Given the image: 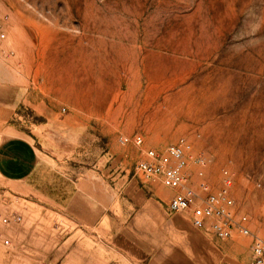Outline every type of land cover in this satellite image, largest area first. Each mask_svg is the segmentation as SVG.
Returning a JSON list of instances; mask_svg holds the SVG:
<instances>
[{
	"label": "rangeland",
	"instance_id": "1",
	"mask_svg": "<svg viewBox=\"0 0 264 264\" xmlns=\"http://www.w3.org/2000/svg\"><path fill=\"white\" fill-rule=\"evenodd\" d=\"M0 30L7 34L0 50V78L24 76L38 83L44 71H51L52 84L58 86L61 73L70 67L63 57L72 47L84 56L85 78L110 89L113 98L157 95L151 106L163 104L165 111L167 101L175 103L171 140L160 147L182 136L192 140L195 150L208 156L207 178L215 186L228 168L237 213L246 214L251 229L264 237V0H0ZM55 96L53 103L61 107ZM25 114L35 121L32 112ZM124 134L109 136L97 124L89 127L75 160L67 165L69 175L43 165L32 183L26 181L46 197L24 183L0 180V218L22 216L9 223L0 219V264L47 261L30 263L33 252L26 241L58 240L60 216L49 213L51 220L44 223L35 206L60 211L79 172L93 173L114 196L100 201L113 208V231L129 224L138 191L151 194V185L160 183L141 180L135 161L148 146L121 143ZM170 197L162 204L166 212ZM120 210L126 214L123 221ZM170 216L191 223L188 212ZM235 238L239 258L251 264L250 237L236 233ZM111 239L101 238L103 249ZM115 243L140 253L121 235ZM66 247L46 249L49 255L74 254L75 244ZM36 248L45 250L43 245Z\"/></svg>",
	"mask_w": 264,
	"mask_h": 264
},
{
	"label": "crops",
	"instance_id": "2",
	"mask_svg": "<svg viewBox=\"0 0 264 264\" xmlns=\"http://www.w3.org/2000/svg\"><path fill=\"white\" fill-rule=\"evenodd\" d=\"M67 50L63 60L70 67L61 73L58 86L52 84L51 71H44L38 83L24 76L0 78V180L24 183L42 197L46 195L26 181L35 180L37 168L43 165L55 166L69 175V161L75 160L85 132L95 124L109 136L142 133L148 148L163 146L171 140L168 134L175 103L167 101L165 111L163 104L151 106L157 95L115 99L110 89L91 77L85 78L88 73L83 69L84 56L73 52L72 47ZM56 94L61 107L53 103L57 100ZM26 111L42 120L27 118ZM22 127H27L31 134ZM107 153L111 154V147ZM126 161L124 157L122 162ZM73 180L75 190L67 205L59 207L60 211L35 206L38 218L44 223L51 220L46 216L49 213L58 214L61 229L58 240L45 237L37 243L26 241L28 251L33 252L28 255L30 263H44L47 258L44 264H248V260L239 258L241 247L235 236L217 239L196 229L192 223H182L170 216L162 205L174 193L169 187L152 184L153 191L148 195L138 191L129 224L113 231L109 212L113 208L100 205V201L114 196L103 181L91 172H79ZM112 206L116 207L114 200ZM119 215L123 221L125 212L120 210ZM102 225L107 228L102 229ZM117 235L136 245L140 253L118 247ZM109 237L111 244L103 249L105 244L101 238ZM73 244L74 254L47 253L49 246H59L62 251L65 245L68 248ZM39 245L45 247L44 252L37 250Z\"/></svg>",
	"mask_w": 264,
	"mask_h": 264
},
{
	"label": "built area",
	"instance_id": "3",
	"mask_svg": "<svg viewBox=\"0 0 264 264\" xmlns=\"http://www.w3.org/2000/svg\"><path fill=\"white\" fill-rule=\"evenodd\" d=\"M4 14L3 18L8 19ZM7 34L0 30V50ZM13 53V51H11ZM121 143L142 147L144 134L136 132L119 137ZM209 159L196 151L193 141L182 136L165 147H149L135 161L134 169L146 183H160L174 190L167 203V212H188L192 225L217 239H230L236 233L250 237L252 263L264 264V237L254 232L246 214H238L232 194L233 174L228 168L221 172L220 184L213 185L207 178ZM3 223L20 221L22 216L0 218ZM9 243L8 239L4 240Z\"/></svg>",
	"mask_w": 264,
	"mask_h": 264
},
{
	"label": "trees",
	"instance_id": "4",
	"mask_svg": "<svg viewBox=\"0 0 264 264\" xmlns=\"http://www.w3.org/2000/svg\"><path fill=\"white\" fill-rule=\"evenodd\" d=\"M34 120L35 121H41L42 120V118L41 117H38V116H34ZM31 134V133H30ZM40 168V167H39ZM39 168H37V171H39ZM37 173H39V172H37ZM37 175V174H36ZM37 177V176H36ZM29 182H31L32 183V181H29ZM35 186V185H34ZM36 187V186H35ZM74 190H75V188H73V190L71 191V193L68 195V196H66V199H69L70 197H71V195H72V193L74 192ZM65 203H67V200H66V202Z\"/></svg>",
	"mask_w": 264,
	"mask_h": 264
}]
</instances>
